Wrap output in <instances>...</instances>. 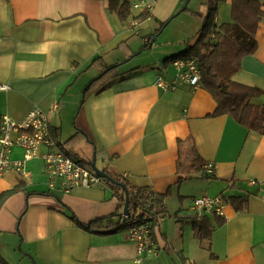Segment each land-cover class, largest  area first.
Masks as SVG:
<instances>
[{"label": "crops", "instance_id": "obj_1", "mask_svg": "<svg viewBox=\"0 0 264 264\" xmlns=\"http://www.w3.org/2000/svg\"><path fill=\"white\" fill-rule=\"evenodd\" d=\"M130 1L131 15L122 22L110 0H0V114L19 120L37 105L49 116L57 148L95 158L99 169L137 187L167 192L153 227L157 250L146 264H264V134L231 115L213 114L216 103L201 85H158L159 78L175 75L173 56L166 58L170 65L119 66L105 90L83 97L103 65L133 56L137 27L151 17L163 19L169 3L145 0L153 3L143 9ZM230 9V0L220 2L216 22L230 21ZM254 34L257 47L240 60L232 79L258 89L252 102L264 105V16ZM81 143L83 152L76 149ZM22 156L13 147L11 159ZM209 162L212 178L189 177L191 163ZM25 163L27 177L14 169L0 174V194L14 189L0 204V264H134L136 246L127 228L75 221L123 210L107 184L65 192L59 179L49 187L40 159ZM203 195H221L223 215L192 212L193 198ZM193 215L224 221L200 241Z\"/></svg>", "mask_w": 264, "mask_h": 264}, {"label": "trees", "instance_id": "obj_2", "mask_svg": "<svg viewBox=\"0 0 264 264\" xmlns=\"http://www.w3.org/2000/svg\"><path fill=\"white\" fill-rule=\"evenodd\" d=\"M224 1L226 0H205L203 2L206 6L205 14L197 12L203 20L201 28L196 35L185 40V48L173 55L172 61L174 59L194 61L200 72V85L212 95L216 103L213 114L231 115L240 125L264 134V105L252 102V98L258 95L259 90L239 84L232 79L233 74L240 67V60L245 55L252 54L257 47L254 33L258 22L264 16V0H230L231 20L217 23L218 4ZM110 3L116 5L114 10L118 13L122 22L126 21L131 15L130 0H110ZM184 9H187V6ZM142 16L145 15L142 14ZM166 23L161 22L159 29L164 27ZM151 40L153 39L148 38L144 45L149 46ZM100 58L99 56L95 57L91 63ZM117 68L118 64L103 65L99 74L89 81L84 89L83 97L92 93L98 94L105 90L110 82L117 77ZM79 133L80 131L76 130L67 142H74ZM65 153L71 155L69 152ZM76 159L93 170L92 160ZM203 168L204 166L201 163L197 165L191 163L189 177L212 178L213 174H206ZM102 170L106 174V177L102 178L103 183L112 189L121 206L124 205L127 196V211L125 213L119 211L108 217L93 218L87 223L75 221L80 225L87 226V228L97 229L104 226L109 227L110 225L126 228L129 217L137 216L145 219L152 215L154 218H152L150 228L153 237L156 217L159 213L165 211L164 200L167 192L158 193L149 187H137L109 168ZM13 191L14 189H9L0 194V204ZM235 199L240 203H244L246 197H236ZM131 209H134V212H131ZM136 210L139 211L137 215ZM191 219L194 236L200 241L208 240L212 230L224 221L219 216L213 219L207 215L199 217L193 215Z\"/></svg>", "mask_w": 264, "mask_h": 264}, {"label": "built area", "instance_id": "obj_3", "mask_svg": "<svg viewBox=\"0 0 264 264\" xmlns=\"http://www.w3.org/2000/svg\"><path fill=\"white\" fill-rule=\"evenodd\" d=\"M152 3L151 1L137 0L132 3V6L151 9ZM172 64L176 70L175 75L170 81L159 78L158 85L163 88H174L179 82H187L193 87L200 85V72L194 61L174 59ZM53 108L54 111L57 110L59 108L58 103H55ZM13 147H19L23 150L21 159H11ZM57 147L56 139L50 130L49 116L39 106L34 105L19 120H15L7 114H0V174L9 169H14L23 177H27L29 171L25 162L38 158L43 163L49 187H53L55 179L60 180V188L65 192L79 186L104 185L102 177L98 173ZM203 169L208 175L214 173L213 165L210 162L206 163ZM249 182L251 184L261 183V181L254 179L249 180ZM222 207H224V198L221 195H203L193 198L191 211L197 215L205 212L223 215ZM124 216L126 217V214ZM152 218L154 216L149 215L145 219L137 216L127 219V238L136 246L134 264H146L145 260L157 250L150 228Z\"/></svg>", "mask_w": 264, "mask_h": 264}, {"label": "rangeland", "instance_id": "obj_4", "mask_svg": "<svg viewBox=\"0 0 264 264\" xmlns=\"http://www.w3.org/2000/svg\"><path fill=\"white\" fill-rule=\"evenodd\" d=\"M204 1L169 0L163 13V19L156 20L151 17L137 27L136 30L139 29V34L133 38V56L128 61L118 65V67L120 66L122 69H126L137 66L138 64L147 66L151 64H163L168 61L167 59L170 56L184 49L185 40L190 36L196 35L203 24V20L197 12L201 11ZM186 6L187 9H184ZM161 22L167 23L159 29ZM145 37L153 39L149 46H145L142 41ZM168 63V65L171 64L169 61ZM83 146L84 144L81 143L76 149L82 151ZM131 212H134V209H131ZM135 212L136 215L139 213L138 210Z\"/></svg>", "mask_w": 264, "mask_h": 264}, {"label": "water", "instance_id": "obj_5", "mask_svg": "<svg viewBox=\"0 0 264 264\" xmlns=\"http://www.w3.org/2000/svg\"><path fill=\"white\" fill-rule=\"evenodd\" d=\"M92 168H93V170L96 172V173H98V175L100 176V177H106V174L105 173H103L104 171L103 170H101V169H99L97 166H96V164H95V158L92 160ZM127 209H128V198H127V196H126V200H125V203H124V205H123V213H125L126 211H127Z\"/></svg>", "mask_w": 264, "mask_h": 264}]
</instances>
